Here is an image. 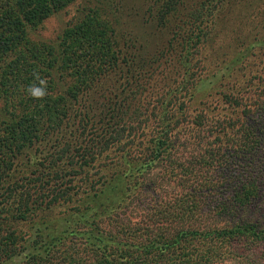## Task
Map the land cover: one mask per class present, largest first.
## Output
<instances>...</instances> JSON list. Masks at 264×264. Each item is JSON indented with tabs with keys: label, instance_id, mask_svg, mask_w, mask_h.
Listing matches in <instances>:
<instances>
[{
	"label": "trees",
	"instance_id": "16d2710c",
	"mask_svg": "<svg viewBox=\"0 0 264 264\" xmlns=\"http://www.w3.org/2000/svg\"><path fill=\"white\" fill-rule=\"evenodd\" d=\"M75 1L0 0V158H14L0 170V219L69 208L33 248L3 234L0 264H264V69L245 71L264 59L260 12L225 44L231 12L204 4L187 23L185 0H158L124 30L96 5L60 41L37 36ZM34 73L43 100L25 91ZM69 129L76 152L13 178L25 150L68 143Z\"/></svg>",
	"mask_w": 264,
	"mask_h": 264
},
{
	"label": "rangeland",
	"instance_id": "374dc122",
	"mask_svg": "<svg viewBox=\"0 0 264 264\" xmlns=\"http://www.w3.org/2000/svg\"><path fill=\"white\" fill-rule=\"evenodd\" d=\"M157 1L158 0H76L66 8L52 14L38 28L37 36L39 38H44L47 40L60 41L59 36L63 34L67 26L76 21L77 18L82 16L83 12H88L87 8L96 5H98L97 7L100 8L99 11L110 12L111 16L114 15V12H118L119 14L124 16L126 22L123 21L124 23L121 24L120 28L122 30L128 29L131 28L130 26L133 25V23H137L136 21H138V15H140L141 17V15H144L145 13V18L146 20H148L150 16L149 12H153V7L157 3ZM204 4L207 5L208 12H231L230 16H228L231 17L234 15L235 17V19L232 17L233 21H231L229 24L227 16L224 25H221L223 34L221 36L223 37V40H225L223 44H225L228 41L227 39L229 38V36H231V29H234V27L237 26L239 20H244L248 16V14L250 16L251 14L260 12V16L257 17L254 21L255 23L257 21L260 22V24H264V0H233L228 3L224 1L218 2V0H185V2L181 4V7L177 10V12L187 13V23H191L193 22V18H195L194 14H196V12H200L198 10H200L202 5ZM245 22V30L251 31L255 23L252 25L250 23L249 26V22L247 20ZM148 27L152 29L151 24H149ZM223 30H225V32ZM219 42H222V40ZM218 44L220 45L221 43ZM252 65H254V67H252ZM262 69H264V59L261 56H257L255 54V56L251 57L247 62L245 71L247 72L246 74H248L249 71L251 72V74H255L257 70ZM236 74L240 75V73L237 72ZM246 74L243 78H241L242 81H238L239 85L245 83V81L248 79ZM69 132L71 133V138L69 139L68 143L57 145L55 144V142L49 144H46V142H41L34 147H30V150H25L24 155H20L21 157H23V159H20L21 157L16 158V162L18 160V166H16L15 174H11L13 178L20 177V174H22L24 177L27 174L29 175L30 173H34L36 170L43 169L45 168V166H48L52 162H55L57 158L62 156V151L68 150L69 144L70 150L76 152L80 148L79 143L75 139V135H77V133L72 132L70 129ZM81 132L82 129L79 133ZM51 146H53V149L51 150H55L54 153L50 151ZM11 158V155L2 158L4 159V161H0V170H2L5 165L7 166L9 164V166H11L14 163V158ZM2 159L0 158V160ZM116 183L117 180L114 182L113 187L116 185ZM4 190L0 189V212H2L1 205L3 200L1 196L5 193ZM46 200L48 201L49 199ZM68 209L69 208L67 207H60L55 209L54 211V208L52 206H48L46 204L43 205L42 209H35L31 206L30 211L36 210L34 216L28 214L29 217L24 220L14 217V213L17 212L16 210H10L9 216L4 214L2 216L3 219H0V239L3 234H7L11 238L10 241L17 240L21 244H28L35 239L39 240L37 236L42 235V241H50L53 237L55 238L56 235V232L52 231L49 228V222L51 221L52 216L54 215V213H61ZM29 246L33 248L34 245L29 243ZM27 251H29V249L22 250V255L25 256ZM259 251L260 254L264 257V245L259 248ZM21 259L22 257L15 256L13 260L8 261L5 259L1 264H23L21 263Z\"/></svg>",
	"mask_w": 264,
	"mask_h": 264
},
{
	"label": "clouds",
	"instance_id": "9594fccd",
	"mask_svg": "<svg viewBox=\"0 0 264 264\" xmlns=\"http://www.w3.org/2000/svg\"><path fill=\"white\" fill-rule=\"evenodd\" d=\"M34 77L38 83L29 85L25 91L31 98L43 100L48 95L47 81L46 79L41 78L38 73H34Z\"/></svg>",
	"mask_w": 264,
	"mask_h": 264
}]
</instances>
